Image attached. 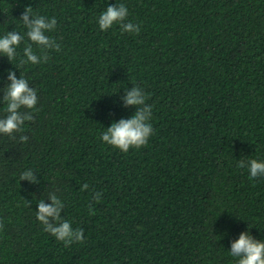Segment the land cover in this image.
Instances as JSON below:
<instances>
[{
    "label": "trees",
    "instance_id": "1",
    "mask_svg": "<svg viewBox=\"0 0 264 264\" xmlns=\"http://www.w3.org/2000/svg\"><path fill=\"white\" fill-rule=\"evenodd\" d=\"M120 3L138 34L99 29ZM26 7L56 18L46 62H20ZM8 31L24 40L11 62L0 54V118L8 70L38 99L22 132L0 133V264H237L242 231L264 240V177L247 169L264 161V0H0ZM136 85L153 134L125 153L101 134L137 110L122 99ZM29 169L38 183L20 180ZM51 193L83 243L44 231Z\"/></svg>",
    "mask_w": 264,
    "mask_h": 264
},
{
    "label": "clouds",
    "instance_id": "2",
    "mask_svg": "<svg viewBox=\"0 0 264 264\" xmlns=\"http://www.w3.org/2000/svg\"><path fill=\"white\" fill-rule=\"evenodd\" d=\"M128 8L125 4H112L106 10L101 12L98 17L99 29L107 31L114 24H118L123 32L139 33L138 24L126 22ZM20 20L27 29L26 35L31 41L23 48V57L21 64L31 62L38 64L46 62L48 59V50H60V45L53 37L46 35L56 28V18H46L44 15L33 13L31 7H26L21 14ZM24 40V35L16 31H8L6 35L0 37V54L6 55L11 62L16 58V49ZM39 47L41 55H38L32 45ZM8 81L6 89L3 91L2 102L6 105V115L0 118V133L14 138L13 134L22 132L25 121L33 120L31 112H21V108L33 109L37 104L36 90L29 86L27 79L20 75L17 78L15 72L8 70ZM123 104L127 106H138L137 110L129 118H121L114 121L101 134L103 142L128 152L130 148H140L148 143V138L153 134V127L149 123L152 117V106L146 103L147 94L138 85L132 87L122 97ZM21 141H27L28 137L20 136ZM243 160H240L238 167H242ZM243 168V167H242ZM249 179L264 177V161L255 158L248 160ZM20 180H28L32 183H38L31 169L24 171L20 175ZM87 183L81 186V191L88 188ZM50 204L44 203L43 199L38 202V211L36 217L44 226V231L49 232L58 241L64 242L69 246L74 242H84V229H73L71 221L61 219L60 210L65 205L54 193L49 194ZM96 202L100 201L99 192L93 197ZM89 212L95 214L94 209L89 205ZM51 218L53 222H50ZM3 224L0 223V228ZM230 253L238 258L237 264H264V240L255 239L249 231H242L239 238L231 244Z\"/></svg>",
    "mask_w": 264,
    "mask_h": 264
}]
</instances>
